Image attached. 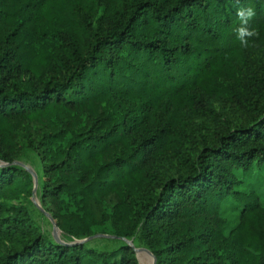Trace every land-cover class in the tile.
Segmentation results:
<instances>
[{
	"label": "trees",
	"instance_id": "trees-1",
	"mask_svg": "<svg viewBox=\"0 0 264 264\" xmlns=\"http://www.w3.org/2000/svg\"><path fill=\"white\" fill-rule=\"evenodd\" d=\"M263 34L264 0H0V264H140L125 242L52 241L9 205L32 187L11 164L24 149L39 161L42 206L71 236L139 230L156 264H264V229L248 227L263 210L237 189L238 171L264 164V107L207 80L222 62L253 64L264 90L249 48ZM222 95L257 112L213 126L194 153L156 120L174 99L202 112ZM166 152L178 176L156 166ZM229 195L243 218L226 230Z\"/></svg>",
	"mask_w": 264,
	"mask_h": 264
},
{
	"label": "rangeland",
	"instance_id": "rangeland-1",
	"mask_svg": "<svg viewBox=\"0 0 264 264\" xmlns=\"http://www.w3.org/2000/svg\"><path fill=\"white\" fill-rule=\"evenodd\" d=\"M255 39L256 43L249 48L252 56L264 67V34ZM260 76L258 66L230 61L220 63L207 80L227 84L243 94H247L258 106L264 107V90L261 89ZM256 112L238 106L225 95L213 97L208 110L193 112L184 99L179 98L170 101L166 111L158 110L156 120L160 123H169L170 121V126L181 132L186 149L194 153L202 146L203 142L212 139L213 126L217 125L222 129L236 128L245 124L249 114H256ZM179 160V156L174 152H166L160 155L155 163L159 171L167 175L178 176L183 172ZM11 164L29 170L32 176V187L25 195L19 199H11L8 204L13 206L21 204L27 207L32 219L45 237L52 241H83L90 247L101 249H112L125 242L134 249L140 264H156V258L140 238L139 230H136L130 237L107 232L102 230L101 226L95 227L92 233L82 237H74L61 230L52 214L41 204V170L36 155L24 149ZM237 174L240 179L237 189L248 194L250 199H256L263 210V214L255 216L248 227L264 229V164L246 173L238 171ZM241 208L242 201L233 195H229L222 202L221 213L226 219V230L242 220ZM4 245L18 247L16 243L9 241H6L1 247Z\"/></svg>",
	"mask_w": 264,
	"mask_h": 264
},
{
	"label": "clouds",
	"instance_id": "clouds-1",
	"mask_svg": "<svg viewBox=\"0 0 264 264\" xmlns=\"http://www.w3.org/2000/svg\"><path fill=\"white\" fill-rule=\"evenodd\" d=\"M238 14L241 15V17L243 18V16H244V13L243 12H241L240 10H238ZM253 15H254V12L251 9H249L247 11L248 18L250 19L251 16H253ZM238 31H239V34H240L241 37H243L245 34H247V35H254L255 34L254 32H247V30L245 28H241Z\"/></svg>",
	"mask_w": 264,
	"mask_h": 264
}]
</instances>
